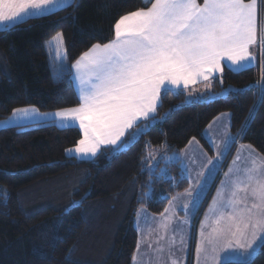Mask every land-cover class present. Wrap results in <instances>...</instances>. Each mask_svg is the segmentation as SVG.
<instances>
[{"label": "trees", "instance_id": "16d2710c", "mask_svg": "<svg viewBox=\"0 0 264 264\" xmlns=\"http://www.w3.org/2000/svg\"><path fill=\"white\" fill-rule=\"evenodd\" d=\"M147 5L146 0H74L0 30V119L22 106L41 111L78 106L69 66L93 45L111 41L122 16ZM57 33L66 57L63 76L46 50ZM262 85L264 51L257 66L225 68L211 86L212 97L163 92L155 121L134 143L103 149L92 160L67 156L81 139L77 127L46 121L1 128L0 264H131L137 211L161 214L173 194L188 187L179 161L167 166L175 185L149 175L147 153L178 152L193 138L211 152L204 131L228 113L233 146L249 145L264 158ZM246 264H264V243Z\"/></svg>", "mask_w": 264, "mask_h": 264}, {"label": "snow or ice", "instance_id": "6c2138e0", "mask_svg": "<svg viewBox=\"0 0 264 264\" xmlns=\"http://www.w3.org/2000/svg\"><path fill=\"white\" fill-rule=\"evenodd\" d=\"M71 3L72 0H0V26L8 30L9 26L27 22V19L52 8L71 6ZM114 30L113 40L93 45L72 65L78 82L79 106L54 114L64 127L78 121L83 138L74 149L66 150L67 154L77 158L96 157L102 146L122 148L134 143L155 121L157 108L161 106L162 89L165 93L172 91L173 87L188 89L190 84L199 80L208 82L206 87L210 88V77L214 73H223L225 66H235L232 70H239L251 65L255 58L249 48L258 40L257 0H203V4L198 0H152L150 7L122 16ZM54 39L62 42V34ZM259 39L264 43V36ZM57 57L60 60L57 74L63 76L65 57L59 49ZM29 111L21 108L15 109L14 113L27 116ZM246 127L247 122L241 134ZM130 129L134 131L130 132ZM235 140V137L226 135L218 156L229 151ZM162 159L171 162L180 157L173 154ZM208 163L214 164V161ZM158 165L159 161L151 163V175H156ZM207 172H213V168ZM236 172L239 173L240 169ZM167 175V167H164L157 178ZM198 175L203 179L197 180L193 186L186 166L181 173V179L190 181L186 195L191 196L193 211L208 179L204 172ZM221 183L218 196L223 202L213 198L214 204H219V215L214 221L217 226L206 235L202 231L201 236L202 243L211 246L214 264H232L231 260L225 259L226 256L237 249L247 252L253 249L257 240H264V170L258 169L253 161L252 168L244 169L243 177L237 175L231 181L232 190L226 200L223 193L226 182ZM249 188L250 206L247 197L237 198L239 191L247 192ZM177 199L173 197L170 206L175 207L173 201ZM242 204L243 207H238ZM169 210L166 208L165 213ZM181 210L187 215L189 204L182 205ZM225 219L228 224L219 227ZM183 242L181 236V244ZM202 243L197 245L198 255L207 252ZM236 254L241 257L240 264H246L244 253Z\"/></svg>", "mask_w": 264, "mask_h": 264}, {"label": "rangeland", "instance_id": "374dc122", "mask_svg": "<svg viewBox=\"0 0 264 264\" xmlns=\"http://www.w3.org/2000/svg\"><path fill=\"white\" fill-rule=\"evenodd\" d=\"M198 3L203 4V0L202 2L198 1ZM257 28V34H259L260 37L261 31L264 29V0H257ZM58 34L61 33L55 34L50 39L54 45L52 52L54 58L56 59H59L57 57V49H59L60 53L65 57L63 37L62 42H57V40L54 39ZM258 40L260 39L258 38ZM89 49L85 52H88ZM83 54H81L77 60H79ZM76 88L78 89V82H76ZM21 108L30 109L29 114L25 116L21 113H14L15 109ZM15 109H13V111L5 119H0V129L10 126L27 125L31 123H43L46 121L52 122V120L54 123L61 126L59 118H56L54 115L57 111L61 110L41 111L34 106H22ZM32 109H35V111H31ZM228 116V113L223 114V116L219 117V119L217 118L212 123H210L211 127H209V125L205 130L206 132L204 131V136L208 139L207 141L209 147L211 148V152L207 151L196 140H192V143L180 153L179 157L181 162H179V166L181 173L186 166L191 175V184L193 186H195L197 180L203 179V177L199 176L198 173L204 172L208 175L206 189L199 199L196 210L193 211L191 209V196L186 195V190L190 188V181L186 179L188 181V187L179 193H174L169 199V201H172L173 197L178 198L177 200L173 201L175 207L170 206L168 202L165 209H170L169 212L165 213L164 209L161 214L147 218L142 215L144 212L143 210L140 209L137 211L133 220V225L137 232V245L139 243V249L136 247L131 264H214L212 260V256L214 254L212 252L211 246L207 245L206 243H202L203 238L201 236V232L203 231L206 235L211 231L212 227L217 226L214 224V221L219 215V204H214L213 198L216 197L217 200L220 201L218 189H222L221 182H226L225 186L223 187L224 200H226L232 190L231 181L234 180L237 175L243 177L244 169L252 168L253 161H255V166L258 169L264 170V158L252 147L245 146L240 143H236L234 146L232 145L229 151L224 152L222 156H218V153L223 148L225 136H232L228 124ZM71 124H74V122ZM78 129L80 130V128ZM131 131H134V129ZM80 132L82 139L83 134L81 130ZM75 147L71 149H74ZM115 148V146L107 145L102 146L101 150L107 149L110 151L114 150ZM247 150H250V152ZM173 154L179 155V152L174 151L171 153H159L157 149H151L145 158V170L149 173V175H151L149 172L151 163L154 161H159V165L155 168L156 176H158L161 168L167 167L169 164L179 161L175 160L166 162L164 159H162V157L165 155L170 156ZM67 156L73 157L77 161L92 160L95 158H77L75 155L69 154H67ZM237 157H239V159H237ZM210 160L214 161V164H209L208 162ZM230 167L232 169L231 173ZM209 168H213V172L208 173L207 170ZM237 169H240L239 173L236 172ZM167 173L168 175L165 178H173L172 174L168 171V168ZM225 173L230 174L229 176H225ZM170 181L171 185H175L174 180ZM245 197H247L246 202L248 206H250L252 203L250 188L247 190V192L239 191L237 193V198L242 199ZM222 202L223 201H220V203ZM186 203L189 204V211L187 215L181 210L182 205ZM243 206V204L238 205V207ZM202 222H204L203 228ZM227 224V219L222 220L219 227H225ZM163 225H166V227H163ZM181 236L184 238L183 244H181ZM249 238H251L250 235ZM198 243H202V246L207 249L206 253L201 252L199 255L197 254L196 249ZM262 243H264V240H257V242L253 245V249H248L247 252H245L243 249H237L230 256H226L225 259L231 260V262H240L241 257L236 253H244V259L248 261L256 255ZM247 253H251V255H248ZM206 256L207 259L205 258Z\"/></svg>", "mask_w": 264, "mask_h": 264}, {"label": "crops", "instance_id": "0c3cea01", "mask_svg": "<svg viewBox=\"0 0 264 264\" xmlns=\"http://www.w3.org/2000/svg\"><path fill=\"white\" fill-rule=\"evenodd\" d=\"M73 2H74V0H72V3L71 4H73ZM151 2H152V0H146V3L148 4L147 5V7H150L151 6ZM56 10H58V9H56V8H52L51 9V11H48V12H45L44 14H42V15H45V14H48V13H51V12H53V11H56ZM39 16H41V15H39ZM9 27H11V26H9ZM0 30H3V26H0ZM261 36H264V29L261 31V33H260V37ZM114 37H115V35H114ZM258 38H259V34H258ZM114 39V38H113ZM64 45V44H63ZM53 42L51 41V40H49L48 42H47V44H46V50H47V53L49 54V56H50V58L52 59V61H53V65H54V67H55V69H56V71H57V65L60 63V60L59 59H56V58H54V56H53ZM249 51H250V53L252 54V56L255 58L254 60H253V63L251 64V65H249V66H247V67H252V66H257V65H259L260 64V60H261V55H262V53H263V51H264V43H261V40H257V43H255V44H253V45H251L250 46V48H249ZM73 64H75V61L69 66V71H70V74H71V78H72V80H73V85H74V88H75V92H76V94H77V97L79 98V92H78V89L76 88V82L77 81H75V78H74V73H75V69L74 68H72V65ZM66 66V57H65V59H64V67ZM247 67H245V68H247ZM225 68H229V69H234L235 68V66H231V67H229V66H225L224 67V69ZM239 70H242V69H239ZM221 75H222V73H214L213 75H212V77H210V81H211V86H212V84H213V82H214V80H216V79H220L221 78ZM208 82H206V81H203V80H199V81H197V82H195V83H192V84H190L189 85V88L188 89H184L183 88V86H181V88H179V89H175L174 87H173V90L172 91H184V92H188V94L191 96V97H196V98H200V99H202V98H204V97H207V96H210V94H211V87L209 88V87H206V84H207ZM164 92V90L162 89V91H161V95H162V93ZM80 101V100H79ZM79 106V105H78ZM77 107V106H76ZM74 108V107H73ZM64 110V109H63ZM221 116H223V115H221ZM221 116H219V117H221ZM219 117H217V118H219ZM226 117V116H225ZM216 118V119H217ZM216 119H214V120H216ZM213 120V121H214ZM228 120H229V126H230V119H229V116H228ZM212 121V122H213ZM52 122L54 123V121L52 120ZM211 122V123H212ZM56 124V123H55ZM57 126H59L58 124H56ZM210 125V124H209ZM75 126H77V128H79V123H78V121L77 122H74V124H71L70 126H68V127H75ZM59 127H64V126H59ZM131 130L132 129H130L129 131L131 132ZM206 130V129H205ZM206 132V131H205ZM206 138V137H205ZM123 139V138H122ZM206 140H208L207 138H206ZM192 141V140H191ZM208 142V141H207ZM199 143V142H198ZM200 144V143H199ZM188 145H190V143H188L187 144V146ZM243 145H245V144H243ZM186 146V147H187ZM245 146H249V145H245ZM185 147V148H186ZM250 147V146H249ZM184 148V149H185ZM115 149H119V148H115ZM183 149V150H184ZM183 150H181V151H178L179 152V156H180V153L183 151ZM247 151H249L250 152V150H247ZM179 162H181V160L179 159ZM141 210H143L144 212L142 213V215L143 216H145V217H147V218H149V217H153V216H155V214H152V213H150L149 211H147L146 209H141ZM139 211V210H138ZM146 213V214H145ZM151 215V216H150ZM136 247H137V245H136ZM135 253V252H134ZM133 256H134V254H133Z\"/></svg>", "mask_w": 264, "mask_h": 264}]
</instances>
